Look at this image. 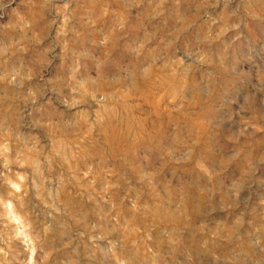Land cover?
I'll return each instance as SVG.
<instances>
[{
    "label": "clouds",
    "instance_id": "clouds-1",
    "mask_svg": "<svg viewBox=\"0 0 264 264\" xmlns=\"http://www.w3.org/2000/svg\"><path fill=\"white\" fill-rule=\"evenodd\" d=\"M0 264H264V0H0Z\"/></svg>",
    "mask_w": 264,
    "mask_h": 264
}]
</instances>
